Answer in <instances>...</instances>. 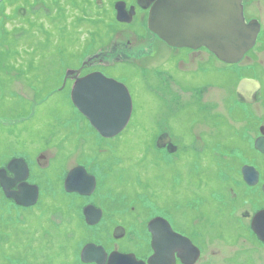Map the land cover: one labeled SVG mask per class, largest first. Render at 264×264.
I'll return each mask as SVG.
<instances>
[{"label": "rangeland", "instance_id": "374dc122", "mask_svg": "<svg viewBox=\"0 0 264 264\" xmlns=\"http://www.w3.org/2000/svg\"><path fill=\"white\" fill-rule=\"evenodd\" d=\"M257 1L252 12L259 15L263 26L253 45L258 35L261 39L257 50L247 57L243 54L236 62H225L217 55L213 58L200 47L174 46L183 48L175 52L150 30L152 36L141 44L145 53L137 48L133 54L136 62L148 70L127 62L108 67L127 83L133 107L125 128L105 138L76 110L68 90L81 70L73 68L85 51L98 44L91 42L88 30L95 29L103 37L104 27L97 28L90 23L91 18L83 15L87 9L85 4L80 7L83 0H0V167L15 154L21 155L30 167L28 180L39 186L37 202L26 207L5 200L0 193V264H84L77 258L85 239L103 245L107 251L129 248L147 252L149 234L136 226L139 222L131 206L141 211L139 220L159 213L186 227L185 217L194 215L187 206L199 173L206 192L216 185V155L209 149L211 144L222 137V152L230 151L232 146L224 118L216 120V115H225L233 104L234 88L230 84L239 83L238 73L254 74L264 83V0ZM56 4L64 8L62 18L55 12ZM20 6L23 13L22 9L17 11ZM106 12L111 16V10ZM133 36L131 45L139 42ZM173 53L188 61L186 67L180 62L187 71L178 70ZM162 63L172 77L153 72V65ZM65 67L72 71L67 87L61 88L58 85ZM84 68L89 70V65ZM232 72L238 73L234 76ZM206 83L210 86L205 93L181 88ZM253 106L257 113L259 104ZM234 112L240 116L241 107L234 108ZM204 119L220 122L222 134L216 136L208 128L207 133ZM194 127H198V133H205L197 138L198 147L204 138L207 141L200 159L202 168L193 151L196 149L189 148ZM153 135L173 138L177 148L173 160L151 145ZM160 140L158 145L163 146L165 138ZM237 144L243 147L240 141ZM81 163L95 179L96 188L88 196L68 194L62 188L64 172ZM154 201L158 207L152 204ZM86 203H93L103 212L96 225H86L81 219ZM116 225H124L126 230L114 238L111 233Z\"/></svg>", "mask_w": 264, "mask_h": 264}, {"label": "flooded vegetation", "instance_id": "af4514ba", "mask_svg": "<svg viewBox=\"0 0 264 264\" xmlns=\"http://www.w3.org/2000/svg\"><path fill=\"white\" fill-rule=\"evenodd\" d=\"M83 2L80 7H83L85 4V8H87L82 11L83 15L87 16L88 19L91 18L90 23L94 22L92 25L95 26L98 23V25L103 26L105 35L103 37L100 34L92 36L97 40L95 43L97 42L98 44L92 51L85 54L84 58L82 56L78 65L72 68L76 70L77 68L81 69L78 76L99 71L107 77H112L123 82L127 86L125 80L111 73L107 68H111L115 64H125L124 62L130 65L140 64L136 62L134 59L135 55L133 56V54L136 53L135 50L137 48L138 51H141L143 54L145 53V47H142L141 44L147 41L148 35L152 34L147 26L148 10L152 1L83 0ZM256 2L258 5L259 1L257 0H243L244 15L246 21L257 18L262 31L263 24L261 18L252 12L256 8ZM116 5L123 7L126 21L116 20ZM107 10H111V16L106 12ZM106 14L109 15V18H107ZM98 25L96 26L97 28H99ZM122 30L124 32L121 33ZM133 33L139 42L136 41L134 45H131V38L134 37ZM92 37L90 40H93ZM158 38L161 40L160 37ZM260 39L261 35H258L255 45L250 49L251 51L246 52L244 57H247L248 53L253 50H257ZM125 44H129L128 47ZM168 47L172 48L175 52H178L180 49L183 50L181 47L169 45ZM186 49L188 50V48ZM199 50L215 58V55L206 47L201 46ZM189 51L196 52L198 49H189ZM189 51H187V54L190 53ZM173 54L177 55V53ZM131 57L132 60L130 59ZM176 59L175 66L178 70L187 71L185 67L188 65V61L184 57L180 58V56H176ZM83 61L86 62L82 63ZM180 62L185 67L180 66ZM86 64L89 65V70L84 71ZM140 65L142 69L148 70V67ZM153 68V72L155 73L161 72V74L165 73L172 77L164 68L163 63L153 65ZM201 69H203L202 66ZM194 71L196 70L193 69ZM236 74L233 73L234 76ZM238 74V79H257L259 85L251 92V100H246V97L237 92L238 80L231 83L230 86L234 88L231 96L233 97V104L228 107L229 110L225 115H216V120L219 117L221 119L222 117L224 118L230 146L232 145L230 151L222 152L225 140L221 137L217 138L216 142L213 145L211 144L209 148L216 155L213 158L216 164V185L209 192H206L203 186L205 182L203 176H201L202 172L199 173L195 184L192 186L191 194H189V204L187 206L188 210L194 211V215L190 219L185 217L186 221L183 223L186 224V227H179L174 222L173 217L167 218L164 214L159 213L148 214L149 216L146 215L143 219L139 220L137 215L140 216L141 211H135L134 207L131 206L130 211L135 212L136 217L134 218L137 220L136 223L139 222L136 226L139 225L138 229L141 226L149 234L150 239L147 243L149 251L144 253H139L135 249L129 248L124 250L118 249L121 253L133 254V257L128 256L129 262H134L137 259L144 260L147 263L148 257L154 253L151 245L152 234L148 229L147 223L151 218L160 217L168 222L173 233H178L181 237H175L171 234H169V237L164 236L165 245H163L166 248L164 252L161 251L163 245H158L157 243L158 258H162V260L157 261L158 264H264V83L261 77L254 74ZM68 81L69 77L66 78L64 85H62V77L58 87H67L66 83ZM72 84H69V91ZM208 85L210 86L207 83L197 85L200 89H197V86H194V84L189 87L181 86V88L184 91H191V93L192 91L205 93L206 91L204 90L207 89ZM211 86L223 88L218 84H211ZM256 103L260 107L257 113L253 106ZM237 107H241L242 110L241 115L238 117L235 114L236 112H234V108ZM204 121L206 122L203 124L206 125L205 129L207 133H210L207 130L208 128L216 136L222 134L220 122H212L208 119H204ZM192 132L193 138L191 143L189 141V148H192V150L196 149L193 151L194 153L197 152L199 167L202 168L200 159L202 160V154L207 147V141L204 138L199 147L197 142L202 137L201 135L205 133H202V130L198 133V127L192 128ZM161 138H165V141H162L163 146L162 144L158 145ZM238 141L242 143L243 147L238 146ZM152 143L157 146L156 150L163 157H166L164 155L167 153L169 160L174 159L177 148L171 136L165 135L164 137H159L158 135H153L151 145ZM225 147L227 148L228 146ZM184 150H187V147ZM219 154L221 155L220 158L218 157ZM9 175L11 174L9 173ZM152 204L158 207L155 201ZM116 226H122L126 230L124 225Z\"/></svg>", "mask_w": 264, "mask_h": 264}, {"label": "water", "instance_id": "95a60500", "mask_svg": "<svg viewBox=\"0 0 264 264\" xmlns=\"http://www.w3.org/2000/svg\"><path fill=\"white\" fill-rule=\"evenodd\" d=\"M151 1L147 25L158 37L173 46H204L225 62L232 63L241 59L254 44L259 31V24L255 19L245 21L243 0ZM115 7L117 19L126 20L123 7L117 5ZM71 71L67 70L65 76ZM258 85L259 82L255 79L243 78L237 85V92L246 97V100H251V92ZM70 98L76 108L104 137L113 136L121 131L127 124L132 110L128 88L122 82L106 77L100 72L76 76ZM6 169L13 173L12 177L6 174ZM27 174L28 168L20 157L10 159L6 168H0V185L5 195L22 205L33 204L38 196L37 186L25 181ZM17 181H19L17 188L12 189ZM94 186V177L87 174L82 166L71 168L64 179V188L67 191L88 195ZM83 213L89 224L96 223L101 217V210L91 204L84 207ZM161 222L171 235L177 236L164 219L154 218L149 223L153 233V246L156 243L158 245L165 243L163 238L165 230L163 231ZM119 229V227L114 229L115 236H119L121 231ZM164 245L161 247L162 252L166 249ZM80 256L84 262L95 261L102 264L105 252L101 246L87 243L83 246ZM128 256L130 255L113 251L107 264H144L141 261L129 262ZM158 257L156 255L155 258L149 259V264H156Z\"/></svg>", "mask_w": 264, "mask_h": 264}, {"label": "trees", "instance_id": "16d2710c", "mask_svg": "<svg viewBox=\"0 0 264 264\" xmlns=\"http://www.w3.org/2000/svg\"><path fill=\"white\" fill-rule=\"evenodd\" d=\"M54 1H55V0H54ZM59 4H60V3H59ZM59 4H58V5L56 4V5H55L56 7L54 6V8H55V12L58 13V17H59V18H62V13H63V9H64V8H63L62 5H59ZM19 9L21 10V9H23V7H21V6H20V7H17V11H18V12H20ZM23 11H24V10H22V13H23ZM97 25H98V24H97ZM97 25H96V26H97ZM59 30H60V26H59ZM63 31H64V28H61V33H62ZM88 32H89V33H88L89 36H91V37H92V36L99 35V33L97 32V30H95V29H90V30H88ZM48 35H49V32H48ZM92 38H93V37H92ZM93 41H97V40L93 38ZM94 44H95V43H94ZM63 51H64V50H63ZM60 69H61V68H60ZM61 70H62V69H61ZM59 83H60V82H59ZM0 193H2L1 190H0ZM1 195H2V194H1ZM2 197H4V196L2 195ZM4 198H5V197H4ZM5 200H7V199L5 198Z\"/></svg>", "mask_w": 264, "mask_h": 264}, {"label": "bare ground", "instance_id": "6f19581e", "mask_svg": "<svg viewBox=\"0 0 264 264\" xmlns=\"http://www.w3.org/2000/svg\"><path fill=\"white\" fill-rule=\"evenodd\" d=\"M252 86V85H251ZM254 86V85H253ZM247 97L249 98V96L247 95Z\"/></svg>", "mask_w": 264, "mask_h": 264}]
</instances>
